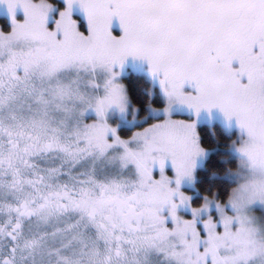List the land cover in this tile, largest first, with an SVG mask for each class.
Returning <instances> with one entry per match:
<instances>
[{"label":"snow or ice","instance_id":"6c2138e0","mask_svg":"<svg viewBox=\"0 0 264 264\" xmlns=\"http://www.w3.org/2000/svg\"><path fill=\"white\" fill-rule=\"evenodd\" d=\"M0 21V264H264V0Z\"/></svg>","mask_w":264,"mask_h":264},{"label":"trees","instance_id":"16d2710c","mask_svg":"<svg viewBox=\"0 0 264 264\" xmlns=\"http://www.w3.org/2000/svg\"><path fill=\"white\" fill-rule=\"evenodd\" d=\"M0 22H2V21H0Z\"/></svg>","mask_w":264,"mask_h":264}]
</instances>
